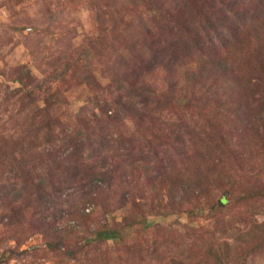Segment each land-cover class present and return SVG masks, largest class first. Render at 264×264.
Returning <instances> with one entry per match:
<instances>
[{"label":"trees","instance_id":"16d2710c","mask_svg":"<svg viewBox=\"0 0 264 264\" xmlns=\"http://www.w3.org/2000/svg\"><path fill=\"white\" fill-rule=\"evenodd\" d=\"M184 1L183 8L176 5L159 24L161 15L132 13L135 27L131 29L137 31L143 47L133 43V48H114V71L109 77L114 98L105 92L97 69L74 66L72 77L79 73L76 84L83 85L87 76L99 112L92 111V117L78 115L73 128L59 115L63 101L46 87L47 78L30 73L32 83L24 91L30 97L27 118L40 120L51 149L42 148L27 158L30 151L25 150L24 138L20 148L6 143L13 155L23 151L18 168L11 171L16 175L11 189L0 195L5 207L0 239L15 242L5 244L0 264L13 258L22 264L24 253L32 258L24 264H44L38 258L46 252L71 264H264V222L256 217L264 209V1ZM194 16L204 22V32L193 28ZM205 30L214 31L215 38ZM210 104L215 105L213 113L208 112ZM255 105L261 108L256 120L249 114ZM126 118L136 127L129 136L120 128L127 124ZM106 123H114V131L120 132L126 155L133 148L149 149L164 165L143 185L126 184L127 192L114 208L110 197L100 199L96 192L81 196L100 204L104 210L99 213L122 210L125 214L121 220L114 216L112 222L79 234L76 219L54 224L48 218L53 216L56 222L59 215L66 219L62 212L67 216L74 208H86L84 201L75 205L80 200L77 191L67 194L73 200L63 197L69 179L92 187L96 179L114 181L117 172L122 173L116 178L126 177L127 171L100 151L109 143ZM17 132L6 135L7 140L14 143ZM174 153L182 160L175 167ZM133 169L131 174L138 173ZM55 176L62 180L55 182ZM190 208L197 216L205 213L213 228L185 224L180 229L148 219V214L170 216ZM151 228L155 235L148 238ZM34 235H41L42 243L21 250Z\"/></svg>","mask_w":264,"mask_h":264},{"label":"rangeland","instance_id":"374dc122","mask_svg":"<svg viewBox=\"0 0 264 264\" xmlns=\"http://www.w3.org/2000/svg\"><path fill=\"white\" fill-rule=\"evenodd\" d=\"M226 1L241 2V0H224L225 4ZM252 1L254 3L256 0ZM186 4L187 2L184 0H0V195L11 189V183L15 181L16 176L11 171L18 168L17 164L22 158L23 151L19 152L18 149L13 155L6 143H9L10 148H20L24 138L23 145H27L25 150L27 153L30 151L28 156L27 153L24 155L27 158H31L32 154L41 153L42 148L51 149V145L45 142L40 120L27 118L30 97L24 95V91L30 89L32 83L29 77L30 73L40 79L47 78L46 87L57 92L63 101L59 107V115L65 121L66 126L70 124V128H73L76 125L75 122L78 121V115L80 118H83L85 114L92 117V111L99 112V105L94 99V91H92L87 76H84L83 85L76 84V77L79 76V73L72 77L74 66L77 65L82 69L88 66L97 69L103 77L105 92L110 98H114V85L110 86L111 80L109 79L114 71V48H133V43H136L137 48L143 47L139 45L140 38L137 31L133 32L131 29L135 27L131 22V19L134 18L132 13L138 10L146 12L145 16L163 15L159 18V24L167 18L168 11L174 10L176 5L181 9ZM262 4H260V9H262ZM239 6L242 5L239 4ZM191 22L195 30L204 32L201 26L205 24L199 17L194 16ZM168 24L169 20L165 22V25ZM209 31L205 30L211 38H215V32ZM197 34L201 37L204 36L202 33ZM114 37L119 38V42H116ZM18 77L25 82H19ZM39 104L43 105L42 102ZM214 108L215 105L210 104L208 112L213 113ZM260 109L259 105L250 109L249 114L254 117V120L257 119ZM110 112L114 113V110ZM228 115L233 119L229 112ZM231 120L229 123L232 126ZM126 122L127 124L121 125L120 128L124 130L125 136H129L136 131V127L129 118H126ZM15 130L18 132L14 143L9 142L6 135ZM105 132L109 133L106 134L109 143L100 151L110 160L114 159V166H120V170L122 169L123 172L125 169L126 177L117 175L116 178V174L122 173L117 172L114 173V181L112 179L104 182L96 179L93 181L92 187L89 184H79L73 179H69V186L65 190L67 192L63 193V197L73 200L74 197L67 194L77 191L80 200H76L75 205H78L79 201H84L86 208H74V213H67V216L65 212H62L66 219L59 215L56 222L54 217L50 216L48 218L50 222L57 224L76 219V228L79 230V234H84L89 229H86L87 227H96L97 224L107 220L112 222L114 216L121 220L125 214L124 211L99 213L98 211L104 210L100 204L96 205L83 200L81 196L88 198L92 193L94 196L99 193L100 199L112 198L110 207L114 208L118 197L127 192L126 184L130 183L134 187L143 185L149 176L154 177L161 173V164L164 165V163L151 156L147 151L149 149L139 150L137 147L131 150L133 152H129L130 155L125 154L124 145L119 141L120 132L114 131V123L107 124ZM191 143L198 145L199 141ZM35 145H40V147L37 148ZM174 154L177 159L172 166L175 167L181 165L182 160L177 157V153ZM97 164L95 163V165ZM246 164L245 161L244 170L247 169L248 165ZM261 167L264 168V161ZM135 168H140L141 171H137ZM42 169L45 170L44 167ZM131 169L138 173L131 174ZM128 179L131 181L128 182ZM53 180L57 182L62 178L55 176ZM46 184L49 185L50 182ZM61 184L66 185L63 181ZM131 193L133 196L137 195L135 190ZM137 201H141V198L137 197ZM3 212H5V207L0 204V214ZM83 212L90 216H84ZM79 213V217L75 218ZM205 216V213L203 216L193 214L190 208L170 216L148 214V219L154 224H169L180 229L184 228L185 224L192 226L200 224L213 228L214 222ZM256 217L258 221L264 222V209L258 211ZM147 233V237L151 238L155 235L154 228H151ZM42 240L41 235H34L21 247V250L39 245ZM6 243L15 244L10 239L6 242L1 240L0 257ZM109 245L114 247L113 242H109ZM22 256L24 258L23 261L21 260L22 264L24 261L32 259L30 256L27 257L26 253ZM54 257L55 254L46 252L38 260L44 264H56V262L71 264L69 260H56ZM9 264H20V260L13 258ZM251 264H255V262L252 261Z\"/></svg>","mask_w":264,"mask_h":264}]
</instances>
